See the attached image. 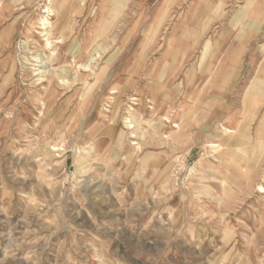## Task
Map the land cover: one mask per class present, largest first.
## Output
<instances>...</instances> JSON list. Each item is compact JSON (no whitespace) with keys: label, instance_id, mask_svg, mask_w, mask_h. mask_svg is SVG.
I'll use <instances>...</instances> for the list:
<instances>
[{"label":"rangeland","instance_id":"rangeland-1","mask_svg":"<svg viewBox=\"0 0 264 264\" xmlns=\"http://www.w3.org/2000/svg\"><path fill=\"white\" fill-rule=\"evenodd\" d=\"M64 1L0 0V264H264L263 148L249 160L248 137L228 145L209 97L184 98V85L163 96L194 63L198 77L214 72L203 46L225 25L232 41L249 31L239 82L256 84L264 1L203 0L217 20L182 51L167 39L194 0H166L153 21L162 0ZM172 55L178 65L162 63Z\"/></svg>","mask_w":264,"mask_h":264},{"label":"crops","instance_id":"crops-1","mask_svg":"<svg viewBox=\"0 0 264 264\" xmlns=\"http://www.w3.org/2000/svg\"><path fill=\"white\" fill-rule=\"evenodd\" d=\"M136 4H139V0H135ZM147 3H152L151 0H143ZM166 0H162L157 6L153 9L156 10L155 14L152 11L151 18L152 21L157 17V11H162L165 7ZM262 1V0H261ZM264 1V0H263ZM203 0H194L190 1L189 5L184 7L181 12L177 15V20L173 22V26L178 27L174 29L176 35L168 36L167 43L169 44L175 42L174 48L176 50L182 51L183 49L192 48L195 46L197 41L201 39L202 32L206 30L207 27L212 26V24L217 20L211 15L208 11H203L201 9ZM246 6V4L244 3ZM151 8L153 4L150 5ZM204 13H203V12ZM239 11V10H238ZM259 14H264V10L257 9ZM148 22V21H147ZM165 19H162L161 25L163 26ZM259 23L258 25H260ZM174 27V28H175ZM162 29V28H161ZM139 39V36H137ZM230 38L229 28H221L219 33L214 32L210 35L204 43V49L211 48L210 52L207 54V58L211 59V65L213 66V73H204L197 76L195 72L197 71L196 63L194 66L188 68L187 77H185L182 82L179 83L177 89L169 85L167 90H164V98H169L166 101L170 103L173 99L179 97V94L182 91V87H186L185 93L182 94L183 97H209L210 103L215 105L217 112L220 113V117L223 118L224 123L222 128L225 129L223 132L227 138L228 145L235 144H245L244 139L248 137V144L253 145L249 150L250 154L248 158L251 160L253 147H262L264 154V70L261 71V74L257 78L256 84H245L239 82L244 75L246 65H248L247 56L244 51L249 50L250 46V34L249 31H244L240 39H235L232 41ZM140 45L143 43V40H137ZM178 43H177V42ZM232 42L230 47H226L229 42ZM155 47V45H151ZM230 48V49H229ZM179 54V52H178ZM244 54V55H243ZM160 60V59H159ZM181 56L178 57H167V60L164 62L162 58V63L168 65H178L180 63ZM161 61V60H160ZM158 63V62H157ZM246 63V64H245ZM219 66V67H218ZM195 74V75H194ZM171 80L175 76L174 73H170ZM169 77V76H168ZM199 80V83H198ZM210 82V89L208 92L202 93V86L205 82ZM194 82V83H192ZM165 88V86H164ZM181 95V96H182ZM246 96H249V101L246 103ZM233 97L234 102L238 104H233V108H225L222 103L218 104V99ZM191 99V98H190ZM161 102L160 99H158ZM235 105V106H234ZM182 106H180L181 108ZM248 113L251 114V119L246 120L243 116ZM239 128L243 129L242 136L237 138L236 141H232L230 136V130L233 132ZM246 134V135H245ZM241 139V140H240ZM251 140V141H250ZM259 161L264 159V155L258 157Z\"/></svg>","mask_w":264,"mask_h":264},{"label":"bare ground","instance_id":"bare-ground-1","mask_svg":"<svg viewBox=\"0 0 264 264\" xmlns=\"http://www.w3.org/2000/svg\"><path fill=\"white\" fill-rule=\"evenodd\" d=\"M57 1V0H56ZM66 1V0H65ZM64 1V2H65ZM50 2V1H49ZM51 2H53V1H51ZM2 3V2H1ZM1 5V4H0ZM64 5V4H63ZM52 9L53 8H51V7H49V6H47L46 7V9L44 10V13H46L47 15H45L44 14V16L42 17V19H41V24H42V34L43 35H45L48 31H50V30H52L53 29V24H52V20L50 19V15L52 14ZM60 14V13H59ZM53 18H54V16H53ZM39 29V28H38ZM40 33V34H41ZM47 36V35H46ZM45 36V37H46ZM46 39V38H45ZM48 41V40H47ZM50 41V40H49ZM46 42V41H45ZM48 44H50L49 42H47V45ZM49 46V45H48ZM98 53V52H97ZM42 55H44L43 53H41ZM36 56V55H35ZM37 58V57H36ZM42 58L41 57H38L37 58V60H38V63H41L39 60H41ZM95 58H93L92 60H94ZM32 65H34V64H32ZM79 65H81V67H83V68H85V69H87L88 67H90L89 65H85V64H79ZM36 66H38V65H36ZM35 66V67H36ZM45 66V65H44ZM39 67V66H38ZM41 67V66H40ZM47 69V68H46ZM45 69V70H46ZM42 71V70H41ZM37 72H40V69H35V71H34V73L35 74H37ZM42 74V73H41ZM43 74H46V73H43ZM76 75V74H75ZM34 76V75H33ZM47 78V77H46ZM50 78V77H49ZM44 78H43V76H41V77H39V81L41 82L42 80H43ZM34 80V79H33ZM51 80V79H50ZM45 81V80H44ZM57 82V81H56ZM37 83V82H36ZM39 84V83H38ZM37 85V84H36ZM45 85V84H44ZM49 85V84H48ZM47 86V85H46ZM49 88H50V86H49ZM54 89V88H53ZM45 90V89H44ZM54 92V91H53ZM53 92H52V94H53ZM42 93V92H41ZM47 96V95H46ZM45 96V97H46ZM47 97H49V96H47ZM50 98H51V96H50ZM136 98L134 97L133 99H132V102H130V106H129V108H130V110H133V105H135V102H136ZM44 101V100H43ZM47 101V100H46ZM137 105V104H136ZM128 108V109H129ZM171 110V109H170ZM169 110V111H170ZM164 111V110H163ZM42 112V111H41ZM127 114V113H126ZM43 115V114H42ZM166 116V115H165ZM186 116V115H185ZM185 118V117H184ZM183 118V119H184ZM135 116H134V114L133 113H131L130 111H129V114L127 115V116H125L124 117V119H123V121H124V124H125V128L128 130V133L132 136V137H135V135L134 134H136L135 133V128L137 127L134 123H135ZM166 120L167 119H169V117H166L165 118ZM177 119V118H176ZM189 120H191V118L189 119ZM111 121V120H110ZM183 121V120H182ZM185 121H183L182 123H184ZM111 123V122H110ZM179 124H180V122H178V123H176V122H174V127H178L179 126ZM83 126V125H82ZM114 128V127H113ZM179 128V127H178ZM177 128V129H178ZM135 130V131H134ZM178 130H180V128L178 129ZM185 132V131H184ZM128 134V135H129ZM167 135V134H166ZM169 136V135H168ZM137 138V137H136ZM134 144H137V142H132V145H134ZM176 144V143H175ZM263 164H264V159H262V160H260L259 161V163H258V168H257V171H259V169H260V167L261 166H263ZM258 192L259 193H263V200H262V202H261V204H260V208H262V213H264V186L263 185H259V189H258Z\"/></svg>","mask_w":264,"mask_h":264}]
</instances>
